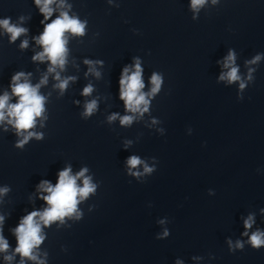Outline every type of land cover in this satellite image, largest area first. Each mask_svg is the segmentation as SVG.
<instances>
[{
	"label": "water",
	"instance_id": "95a60500",
	"mask_svg": "<svg viewBox=\"0 0 264 264\" xmlns=\"http://www.w3.org/2000/svg\"><path fill=\"white\" fill-rule=\"evenodd\" d=\"M187 5L188 0H120L119 8H110L106 0H75L76 10L89 19V31L83 43L76 38L70 47L76 57L106 61L104 79L96 82L101 93L118 96L121 68L134 55L143 56L146 76L154 69L165 73L152 114L163 121L166 135L142 123L132 128L101 123L105 103L100 113L81 119L73 100L83 99V65L80 80L64 97L52 89L51 79L41 89L52 92L43 141L33 140L21 150L14 147L13 134L0 132V184L12 186L6 198L5 207L12 211L6 234L30 207L28 195L35 184L44 175L55 182L65 162L76 169L87 164L103 181L88 201L97 205L94 211L85 206L84 219L70 229L49 230L45 247L50 264H173L177 256L192 264V255L207 257L209 252L217 256L212 264H264V248L246 247L233 254L225 242L243 231L242 213L264 207V174L256 171L264 169V64L243 101L237 99L235 86L216 81V60L227 48L237 49L241 64L264 51V0H222L195 21ZM27 13L35 34L42 29V15L32 0H0V17L16 21ZM19 42L10 44L0 35V87L16 70H32L35 81L46 67L31 61V46L21 52ZM75 72L69 64L68 73ZM114 97L107 102L109 110L123 111ZM137 136V143L125 151L123 139ZM131 152L159 159L158 170L144 183L124 170ZM209 188L216 190L215 196L208 195ZM163 216L169 217L172 234L157 240L156 220Z\"/></svg>",
	"mask_w": 264,
	"mask_h": 264
},
{
	"label": "clouds",
	"instance_id": "9594fccd",
	"mask_svg": "<svg viewBox=\"0 0 264 264\" xmlns=\"http://www.w3.org/2000/svg\"><path fill=\"white\" fill-rule=\"evenodd\" d=\"M106 2L110 8L120 7V0ZM32 3L42 15L39 21L42 29L35 34L29 25L31 13L19 15L16 21L11 16L0 17V35H6L10 44H16L19 39L18 48L21 52L31 46V61L46 65L38 80L34 81L32 70L19 69L11 74L7 85L0 87V132L15 136V148L23 150L31 141L45 139L52 92L44 93L41 89L49 85L51 79L52 89L58 90L60 98L64 97L70 87L80 80L81 65L86 67L83 78L87 82L79 91V96L83 99L73 100V104L81 109V119H91L101 112V104L105 103L107 110L104 109V120L101 123L111 126L118 122L121 128H132L135 124L142 123L145 128L154 130L160 136L166 135L167 129L163 126V121L152 114L153 103L164 90V72L154 69L146 76L143 56L134 55L121 68L118 96L101 93L96 82L104 79L106 61L89 56L76 57L70 47L71 41L76 38L83 43L89 31V19L82 17L76 10L75 0H32ZM221 4L222 0H188L187 6L195 21L200 19L202 12ZM133 31L140 34L139 29ZM99 36V32L94 33V37ZM239 61L240 53L237 49L227 48L226 53L216 60L219 66L216 81L226 87L235 86L237 99L243 101L247 89L256 81V73L261 64H264V51L245 58L243 64ZM69 64L77 72L69 74ZM37 71L40 69L37 68ZM110 97L122 102L123 111L109 110L112 108L107 103ZM192 133L193 129L188 127L187 134ZM139 139V136L135 140L125 137L122 148L129 151ZM158 166L159 159L156 156L147 157L135 152H131L123 161L126 174L140 183L146 182L158 170ZM256 171L264 174L262 168H257ZM55 177L53 182L44 175L35 184L34 190L28 195L30 207L23 209L15 226L7 227V234L6 225L12 211L5 206L12 186L0 184V264H50V252L45 247L49 230L53 226L58 231L70 229L73 224L84 219L85 206L89 213L96 209L97 205L88 201L97 195L103 181L96 178L87 164L76 169L73 163L65 162L56 171ZM207 191L209 196L216 195L214 188ZM37 201L41 202L39 206ZM240 220L243 231L239 236L235 239L232 236L225 238L228 251L235 254L237 251H244L246 247L257 251L264 248V207L248 211L247 214L242 213ZM170 223L168 216L157 218L156 224L160 226V231L155 234L157 240H165L171 236ZM10 237L14 238V243ZM61 250L67 252L68 248L61 245ZM190 259L192 264H212L217 256L209 252L207 257L192 255ZM173 264L188 262L177 256Z\"/></svg>",
	"mask_w": 264,
	"mask_h": 264
}]
</instances>
